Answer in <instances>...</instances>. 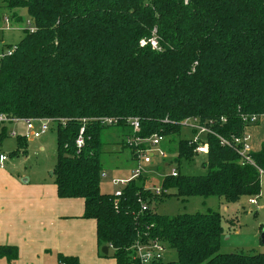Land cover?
Returning a JSON list of instances; mask_svg holds the SVG:
<instances>
[{
	"label": "trees",
	"instance_id": "obj_1",
	"mask_svg": "<svg viewBox=\"0 0 264 264\" xmlns=\"http://www.w3.org/2000/svg\"><path fill=\"white\" fill-rule=\"evenodd\" d=\"M4 2L11 23L21 24L13 11L25 10L33 26L0 60V115L54 121L57 196L83 200L82 218L95 222L99 250L111 249L116 264H138L133 247L158 242L175 254L162 264H264V254L220 252L227 233L219 213L168 216L156 210L171 198L235 204L259 197L264 145L250 152L253 165H242L238 147L221 140L234 143L251 126L244 118L264 116V0ZM134 119L138 133L129 123ZM189 120L216 135L205 138L201 176L179 172L182 161L197 156L196 145L179 138ZM8 132L0 130V145ZM107 134L123 142H107ZM152 135L168 139L167 153L176 145L177 177L165 175L158 195L136 183L141 177L118 198L101 193L106 146ZM15 139L12 155L25 152L27 141ZM17 257L15 247L0 246V260L15 264ZM58 264L78 261L58 256Z\"/></svg>",
	"mask_w": 264,
	"mask_h": 264
},
{
	"label": "rangeland",
	"instance_id": "obj_2",
	"mask_svg": "<svg viewBox=\"0 0 264 264\" xmlns=\"http://www.w3.org/2000/svg\"><path fill=\"white\" fill-rule=\"evenodd\" d=\"M4 0H0V14L9 16V11L4 9ZM23 19L21 24H13L12 28L18 30L4 31L0 33V40H3L5 47L14 46L24 36V30L32 28L33 24L25 10L13 11ZM28 24H30L28 28ZM1 46V45H0ZM55 124H50L48 132L38 140L28 142L25 152L21 149L17 154L12 153L17 149L15 138L9 137L1 146L3 153L9 157L7 163L14 164V172L22 176L24 179L30 180L40 179L53 183L52 171L56 160V136ZM12 126L8 127V131L12 130ZM195 136L192 131L184 126L181 129L179 138L183 140H191ZM107 142L121 143L122 138L117 135H106ZM121 140V141H120ZM177 139H175L176 141ZM123 142V141H122ZM170 145L168 139L164 138L157 148L164 151ZM44 147V150H40ZM171 153H165V158L154 157L150 164H142L141 178L136 180L138 185H144L146 189L160 188L161 182L165 175L170 174L176 169L173 159L176 157V145L171 146ZM105 154L101 157L104 178L101 176L100 189L103 194H114L121 186L113 187L110 185L109 179L129 181L133 171L137 168V160L133 156L132 149L129 146L109 145L105 148ZM25 153V154H23ZM205 156L199 155L190 162L182 161L179 172L185 176H201L205 171L201 168V163ZM6 163V167H7ZM258 200V208L248 204L249 198L243 197L235 204H225L223 200L217 198L201 199L191 198L183 203L176 198L165 200L157 205V212L168 216L179 214H195L206 213L208 211L219 213L222 217V226L227 234L221 241L220 252L222 254H239L245 255L264 254V245L260 242V226L264 224V181L261 184L260 195ZM228 241L226 238L229 237ZM113 251L111 250V253ZM175 254L171 250H167L164 254V261L174 260Z\"/></svg>",
	"mask_w": 264,
	"mask_h": 264
},
{
	"label": "crops",
	"instance_id": "obj_3",
	"mask_svg": "<svg viewBox=\"0 0 264 264\" xmlns=\"http://www.w3.org/2000/svg\"><path fill=\"white\" fill-rule=\"evenodd\" d=\"M12 128L18 134L23 132L21 125ZM245 135L251 151L258 152L264 145V116ZM14 167L7 163L0 169V246L17 249L15 264H58V256L76 258L78 264H116L110 258L111 249L107 257L101 254L95 222L82 218L83 200L59 199L52 182L24 179ZM263 181L261 177V184ZM0 264L7 262L3 259Z\"/></svg>",
	"mask_w": 264,
	"mask_h": 264
},
{
	"label": "built area",
	"instance_id": "obj_4",
	"mask_svg": "<svg viewBox=\"0 0 264 264\" xmlns=\"http://www.w3.org/2000/svg\"><path fill=\"white\" fill-rule=\"evenodd\" d=\"M29 27V24H28ZM30 29V28H29ZM11 30H18L12 28L11 21L7 18V16H0V33L4 31H11ZM3 44V40H0V60L3 59L6 56L12 55V53L15 50V45L11 46L10 48L5 47ZM144 45V44H143ZM152 49H156V43L154 41L151 42ZM259 117L256 115H252L248 118H244V120L249 125H255L258 122ZM54 121L49 119H14L9 118L5 115H0V130L3 127H9V126H18L21 125L23 127L22 134H18L15 130H11L8 132V136L12 138L22 137L27 142L38 140L42 136H44L48 130L50 124H53ZM104 124L107 125H114L116 122L105 119L103 120ZM130 126L132 128V131L134 133H138L140 130L139 122L137 119L129 121ZM186 127H188L192 133L195 134L194 138L191 139V143L196 145L195 148V154L197 156L203 155L206 156L208 152V145L206 143V136L207 135H213L216 136L208 127L205 125H200L199 122L196 120H189L184 123ZM82 133V130L80 134ZM164 138L158 136V135H152L148 139H133L129 142V146L134 148V156L137 160V168L133 171L132 176L129 178L131 180L137 179L141 177L142 173V164H150L152 158L155 156L161 159L165 158V151H160L159 149H156L155 152H152V148H157L159 144L163 141ZM83 145V140L81 135L78 137L76 141L77 148H80ZM221 145L227 146V147H238L236 149V153L241 157V164H249L253 165L249 154L251 152L250 146H249V140L246 135H244L240 139L234 140V143L227 142L224 140H221ZM9 157L6 153H3L1 150L0 145V169L5 168L6 163L8 161ZM262 177L264 175L260 173ZM178 173L174 169L171 171L170 176L171 177H177ZM102 177L106 178L105 175H101ZM129 181L126 180H115L111 179L110 183L115 188L117 186H121L119 190H116L114 192V197L118 198L121 196V190L123 187L127 185ZM153 193L158 195L160 193V188L156 189H150ZM257 196L248 200V204L251 206H257ZM142 210H145L142 208ZM166 252V249L163 245L159 244L158 242H153L150 245H136L133 247V256L132 261H135L138 264H162L164 262V254Z\"/></svg>",
	"mask_w": 264,
	"mask_h": 264
},
{
	"label": "water",
	"instance_id": "obj_5",
	"mask_svg": "<svg viewBox=\"0 0 264 264\" xmlns=\"http://www.w3.org/2000/svg\"><path fill=\"white\" fill-rule=\"evenodd\" d=\"M260 242L262 245H264V230L261 231L260 233ZM101 254L106 256L108 254V248L107 247H103L101 249Z\"/></svg>",
	"mask_w": 264,
	"mask_h": 264
}]
</instances>
